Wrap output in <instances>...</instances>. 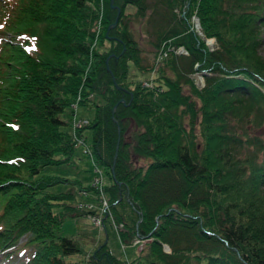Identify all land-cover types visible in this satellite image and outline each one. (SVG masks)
<instances>
[{"label":"trees","instance_id":"1","mask_svg":"<svg viewBox=\"0 0 264 264\" xmlns=\"http://www.w3.org/2000/svg\"><path fill=\"white\" fill-rule=\"evenodd\" d=\"M112 3L0 0V256L16 264H264V0ZM158 3L163 21L152 24L149 58L132 21ZM164 41L188 52L167 49L157 60ZM78 95L87 110L75 125L62 113L75 112ZM86 131L110 177L109 210L101 213L106 238L75 258L83 249L58 232L63 215L97 213L102 196L92 182L43 169L72 161ZM59 182L79 186L50 188ZM91 189L93 206L69 203ZM110 227L124 252L110 246Z\"/></svg>","mask_w":264,"mask_h":264},{"label":"rangeland","instance_id":"2","mask_svg":"<svg viewBox=\"0 0 264 264\" xmlns=\"http://www.w3.org/2000/svg\"><path fill=\"white\" fill-rule=\"evenodd\" d=\"M164 9V6H162L161 3H158V5L154 7L148 8V14L144 17H139L138 19H135L132 21V26L135 35L139 39L144 53L150 58L152 56L153 52V46L150 42V39L153 36L152 29H153V22L157 23V21H163L161 14ZM194 19V18H193ZM196 17L194 19V26L196 30L199 33L201 31V26L199 19ZM196 20V22H195ZM263 35V42L260 47V51L262 54H264V29L262 32ZM210 47L216 46V41L214 37L209 38V42H207ZM192 76H194L195 81L198 86L202 85L204 83L203 80V74L200 71H194L191 73ZM87 108L84 105L79 104L75 110V115L72 113V111H65L62 113L64 117L71 116L73 118V123L75 118L81 117ZM92 111V110H90ZM87 133V141L85 143H77L75 152L73 155V159L70 162H61L57 164H47L43 172H54L61 175H66L70 177H77L81 179L82 183L86 184L89 182H93V177L97 171L94 169V161L89 152L85 149L86 143L90 142L91 135L89 131H86ZM100 167L102 173L104 174V184L109 183L110 177L106 171V169L101 165L98 164ZM79 186V182H76L74 184L71 183H65V182H59L54 185H51L50 188L54 190H74L77 189ZM95 191L93 189L88 191V194H82L77 195L74 199L70 200L69 203L77 204L78 202H84V201H94L95 200ZM58 209V208H56ZM109 244L112 247V249L116 253H121L120 251L124 252V247L122 244H120L117 240H119L118 235L116 232L109 228ZM58 232L72 236L76 238L82 249L83 252H78L70 255V257H80L85 254V252L90 251L95 245H98L100 242H102L106 238V232L105 228L101 224L95 223L91 217L86 213H78V209L74 210L73 212H67L63 215V220L58 227ZM140 246V245H139ZM138 246V247H139ZM137 247V248H138ZM125 250L128 252V254L131 256V252L134 251V248L132 246H126ZM131 251V252H130ZM18 260H7L3 259L0 256V264H16Z\"/></svg>","mask_w":264,"mask_h":264},{"label":"built area","instance_id":"3","mask_svg":"<svg viewBox=\"0 0 264 264\" xmlns=\"http://www.w3.org/2000/svg\"><path fill=\"white\" fill-rule=\"evenodd\" d=\"M193 18L196 19V16L194 15ZM99 21H100V19L98 20L97 25H96V33H98V30H99ZM195 22H196V20H195ZM168 41H169V39H168ZM165 43H166L165 41L162 43V47L160 48L161 50L158 53L157 60L167 53V49L174 48L177 52H184V53L187 52V50L182 45L175 47V46H173V44H171L165 49V48H163ZM145 82L147 84H150V81H145ZM78 98H79V95L77 96V100H78ZM74 105H76V103H74ZM80 122H81V119H77L74 123L78 125V124H80ZM78 140L82 141L81 138H78ZM95 170L97 171V174L94 176V182L98 184V186L100 187V189L102 191V184H103L102 174L100 172V169L97 166L95 167ZM107 208H108V200L103 195L102 203L100 205V210L103 211ZM89 216L94 220V222H96L98 224H100L102 221L100 213L99 214L92 213V214H89ZM121 224L122 223H120V225ZM137 240H138V238H135V241H137Z\"/></svg>","mask_w":264,"mask_h":264},{"label":"water","instance_id":"4","mask_svg":"<svg viewBox=\"0 0 264 264\" xmlns=\"http://www.w3.org/2000/svg\"><path fill=\"white\" fill-rule=\"evenodd\" d=\"M110 2H111V4H113V3H112L113 0H110ZM119 12H120V9H119V7H118V8H117V13H116L115 19H114V21H113L111 24H109V26H111L112 24H114V23L117 21L118 16H119ZM197 20H198V19H197ZM197 23H199V21H198ZM200 32H202V31H200ZM209 38H211V37H208V38H207V42H209ZM107 68L110 69L108 65H107ZM112 77H113V79H115L113 73H112ZM122 99H123V98H121V100H122ZM117 145H118V144H116V146H117ZM115 157H116V154L113 156L112 164H111V166H110V170H111V172H112L113 175H114V162H115ZM164 248H165L166 250H170V247H169V245H168L167 243H164Z\"/></svg>","mask_w":264,"mask_h":264}]
</instances>
